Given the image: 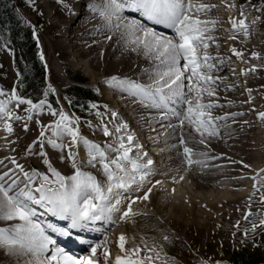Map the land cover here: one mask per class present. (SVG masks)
Listing matches in <instances>:
<instances>
[{"label": "snow or ice", "instance_id": "1", "mask_svg": "<svg viewBox=\"0 0 264 264\" xmlns=\"http://www.w3.org/2000/svg\"><path fill=\"white\" fill-rule=\"evenodd\" d=\"M227 6L236 7L234 0ZM89 7L93 12L99 13L103 23L97 29L108 33L106 40L117 35V43L125 49L140 53L153 61L150 68L144 69L151 73L149 83L118 75L106 78L105 82L133 97L134 102L156 109L157 123L165 132L171 130V134L175 136L179 129L178 142L172 148L182 149V163L189 166L202 163L194 159L195 156L216 159L208 156L207 151H197L195 147L189 146L204 145L207 148L208 138L220 134L217 122L230 115H239H212V109L220 106L211 97L216 96L215 88L221 78L211 73L223 62L208 51L211 44L217 43L216 37L211 35L217 26V20L207 15L216 6L200 0H101L100 3L89 4ZM244 8L245 5H240L239 17L230 16L229 21L233 32L243 33L244 37H248L250 25ZM256 10L260 11L261 8ZM125 12L135 15L126 16ZM258 19L259 17H255L252 23ZM157 25L170 30L171 34L158 31L155 27ZM229 38L236 39L237 36ZM231 51L235 56L242 57L241 50L233 47ZM251 56L258 58L259 53L253 51ZM41 59L43 60V53ZM255 68L256 65H253L252 70ZM50 93H55L51 84L44 90L43 98L34 102L20 95L16 88L11 89L7 95L0 89V96L4 97L0 99V121H3L8 133L13 132L10 121L30 120L33 113L45 109L58 117L54 122L42 126L37 140L28 145V153L31 155L33 145L39 141L40 151L36 155L42 157L47 172H40L36 168L25 171L24 166L14 158L11 162L19 170V174L11 168L0 172V221L11 222L0 226V249L7 256L14 257L15 264H169L171 258L163 251L162 246L157 247L153 243L149 247L145 244L144 254L141 255L139 245L125 247L126 237L123 233L119 236L122 254H117L114 261L109 259L106 230L104 240L99 243L76 237L81 244L88 245L86 255L70 254L65 246L57 242V237H72L73 230L101 232V228L96 227L97 223H116L114 217L117 214L121 221L141 215L133 210V204L148 200L153 187L162 185L163 181L153 182L152 177L156 175L153 159L144 151L135 133L116 111L110 112L112 120L118 121L111 129L108 123L102 122L99 125L104 136L112 137V142L106 141L102 147L81 135L78 117L70 116L62 108L58 110L52 107L48 100ZM13 104L15 107H10ZM23 104L28 107L24 109L26 116L21 117L16 109ZM91 107L96 108L97 116L103 118L104 114L100 113L96 104H91ZM104 107L107 109L108 106ZM257 115L264 121V111ZM186 125L198 134V139L192 132H187ZM23 126L25 130L28 129L27 123ZM47 130L52 135L46 137ZM66 136L71 143L64 142ZM45 142L61 151L62 161L65 159L63 152L67 149V158L74 169L71 175L65 176L53 166L48 153L44 151ZM81 144L86 152L87 165L95 168L98 164L103 180L84 171L81 167L83 161L77 162L78 152L72 151V148ZM110 152L114 155H109ZM260 171L264 172V169ZM183 178L181 175L180 179ZM172 180L175 182L174 176ZM172 191L175 192V189ZM140 192L143 194L133 195ZM260 199L264 202V194ZM125 202L127 207L122 209ZM249 214L251 213L245 215L246 219ZM48 215L55 217L56 221L42 218ZM259 225L264 226V219H260ZM257 227V224H252L253 231ZM247 234L246 229L245 235ZM163 239L167 240L168 237L164 236ZM100 248L104 250L98 256ZM201 264H208V261L202 260ZM215 264L222 262L216 261Z\"/></svg>", "mask_w": 264, "mask_h": 264}, {"label": "bare ground", "instance_id": "2", "mask_svg": "<svg viewBox=\"0 0 264 264\" xmlns=\"http://www.w3.org/2000/svg\"><path fill=\"white\" fill-rule=\"evenodd\" d=\"M35 1L37 7L36 10L39 16L38 18L42 22L40 33L45 35L48 40V43L46 42L44 44V49H46L48 59H57L58 62L64 66L65 63L63 61L67 58H70L67 59V61H70L72 65L74 62L71 60V57L79 58L80 61L83 62L82 65L80 62L79 63L85 68V70L83 68L82 69L85 71L86 77L88 79L97 78V81L95 80L92 84H100L101 86L104 85L106 87L105 89L110 90L116 95L128 96V103L131 106L129 105L130 107L128 108L127 104L126 107L127 110L134 116H127L128 114H126V119L125 112H117L116 108L120 107L122 110V107L114 99V95H112L110 91L107 92V90H104V87H101V90H103L101 92L104 95L105 102L99 111L104 114L103 118L101 116H97L96 111L95 116L92 117V119L94 118L95 120L94 125L96 128L92 127L91 132H85L84 137L99 143L102 147L106 141L111 143L112 137L104 136L102 128L99 127V125H101L102 122L108 123V126L111 129L113 124L118 122L113 121L110 116V112L114 110L119 114L120 118L127 122L130 128H135L134 123L135 125H140L143 129V134L138 135L136 134V131H134V133L137 141L142 144L146 150L149 144L155 146L162 145L164 142L166 144V141L169 143L168 148L164 146L166 148L164 149V153L159 152V155H152L156 169V175L152 177V180L153 182L155 180H162L163 184L153 187V191L149 193L148 200H141L133 204V210L137 212L140 211L141 215H138V217L135 216L131 220L121 221L118 219L119 214H117V216L114 217V219H116V223L109 225L123 226L126 230L125 234L128 235L134 233L135 236H137V234L147 237H155L156 235L159 236V228L156 227V222L159 220H151L155 218L152 213L153 211H156L160 218L164 219H171L174 214V209H178L180 212H178L179 214L185 212V207H182L181 205V200L183 199L180 194L182 192L179 190L181 188L178 189L177 186H173L171 188L167 185L164 177L172 179L174 176L175 181H179V178L182 175L186 183L189 180L194 189L200 190L205 187H219L220 185L228 184V186L231 187V190H229V192L227 191L226 194L231 196V202L235 201L238 203L239 200L242 201L243 199L248 202L251 201L252 203L253 201L262 202L260 197L264 194V192H261L260 190L264 187L262 186L264 185L262 182L263 180H261V178H264V172H261L260 170L264 169V121H262L257 114L260 111H264L263 40H259L258 43H250V38H255H252V34H249L248 37H244L243 33L233 32L230 25V27H220L218 22H220V18H223L224 16L221 17L220 15L222 14L219 15L217 10L219 9V6L216 4L218 3L217 0H200V2L210 3L216 6L207 14L208 17L215 18L217 20V26L211 33V35L216 37L217 43L211 44L208 51L213 57H219L223 61L218 64L217 68L211 73L213 76L221 78L220 81L217 82L215 88L217 93L216 96L211 97V99L218 101V105L220 106L212 109V115L223 116L225 113H239V115H230L227 119L217 122L220 125V134L218 136L208 138L207 148H205L204 145H189L195 147L197 151H207L208 156L210 157H216V159H206L205 157L195 156L194 159L200 160L202 163H195L189 166L182 163V149L179 147L172 148V145L177 144L178 142L179 129H177V135L175 136L171 134V130H168L162 138H159L162 134L158 133V135H156V132L154 131L158 129H160L162 133L165 131L161 128L160 124L157 123V110L147 108L138 101L134 102L133 97L119 91L115 87L109 86L105 82L106 78L112 75H118L120 77L132 78L141 83H149V76L151 73L145 72L144 69L150 68L153 61H150L140 53H134L125 49L122 45L117 43V35H113L111 40L105 39V36H107L108 33L102 29H97V26L102 24L103 21L101 20L99 13L93 12L89 7V4L100 3L101 0ZM222 11L223 10H221V12ZM239 12V9H233L230 15H232V17H239ZM125 15L128 16L129 14L125 12ZM248 23L250 25L249 29H251L252 23ZM155 27L158 31H165L168 34H171L170 30H163V28L159 25ZM227 34L229 37L236 35L237 38L230 39L229 37H224ZM226 45H229L230 49L235 47L237 50H241L242 57H238V60L235 59L233 54L231 55L228 52L229 48H227ZM253 51L259 53L258 58L251 56ZM234 60H237V63L234 62ZM253 65H256L254 71L252 70ZM52 77L59 85H62V82H64L55 71L52 73ZM10 79L12 80L11 77ZM3 98V96H0V99ZM117 99L119 98L117 97ZM105 105L108 106L107 109L104 107ZM10 107H15V105H10ZM24 109L25 108L21 105L18 109H16L17 114L21 117L26 116ZM42 118L47 117L44 114L42 115L41 113L36 112L33 113L32 119L30 120H12L10 121L13 126L12 133H8L3 126V121H0V172L7 171L11 168L14 172L19 174V170L16 169L15 165L11 162L13 158L17 163L24 166L25 171H28L30 168H36L40 172H47V166L43 163L42 157L36 155V153L40 151L39 141L33 145V154L30 155L28 153V145L37 140V137H39L42 130V126L50 124L40 120ZM37 121H39V123H37ZM165 122L167 123V121ZM24 123L28 124L27 130H25L23 126ZM173 123H175V121H173ZM185 127L187 132H192L197 136V139L199 138L198 134H195L191 127H188L187 125ZM50 135H52L51 131L47 130L46 137ZM146 138H148L147 140H150L149 143L146 141ZM64 142L68 144L71 141H68L65 137ZM78 149L79 152L76 158L78 163H81L82 161L84 162L81 163L83 170L91 172L98 179L103 180L104 177L100 171L99 165L97 164L95 168L87 165L85 150H83V148ZM44 151L48 153V157L50 158L53 166L56 167L63 175L69 176L73 173L74 169L71 167V163L67 158V149L63 152V155L65 156L63 161L60 160V156L62 154L61 151L53 148L46 142ZM165 151H167V153ZM82 155H85V158H83ZM110 155L114 154L110 152ZM159 159L162 160H160L161 163L164 162L165 168L159 166ZM248 164L253 166V168L250 169L252 173L247 171ZM245 165H247V167H245ZM180 167H187L189 170L187 173L183 170L181 172L179 170ZM167 171L173 172V174L170 173L168 174L169 176L164 175L165 172L167 174ZM254 177L256 179H253ZM23 179L24 178L21 175V180ZM182 182L183 181H181V183ZM240 184H243L242 188L238 187ZM254 184L256 185L255 188L253 187ZM182 185L183 184H181V186ZM166 186L168 188H166ZM173 188L175 189V192L172 191ZM177 190H179L180 193L177 192ZM142 194V192L133 193V195ZM225 202H227V200ZM252 203L250 204L252 205ZM121 207L122 209L126 208L127 203L125 202ZM194 208L195 205H193L190 209V213H192L193 210L195 211ZM47 219L56 221V218L47 217ZM128 221L133 222L136 229L129 226ZM58 222L62 223L60 221ZM7 223L11 222L0 221V226ZM99 224L100 222L97 223V226ZM108 229L101 228V232L89 231L87 233L90 235L94 233V238H92L91 242L99 243L104 240V231L106 230L107 248L110 253H112V251L115 253L114 256H109V259L114 261L115 256L122 253L118 245L119 243H115V238L118 234H114L113 231L110 233L108 232ZM160 238V240H162L163 235H160ZM133 239H135V241H133L134 244L126 242V248H133L136 245H139L141 248L144 247L145 244H143L141 240L137 241L138 239ZM82 249L81 255H86L88 245L84 246ZM103 250V248L98 249V256L103 252ZM143 254L144 252L142 251L141 255ZM100 259L102 261V256ZM0 264H15V258L7 256L4 250L0 249Z\"/></svg>", "mask_w": 264, "mask_h": 264}, {"label": "rangeland", "instance_id": "3", "mask_svg": "<svg viewBox=\"0 0 264 264\" xmlns=\"http://www.w3.org/2000/svg\"><path fill=\"white\" fill-rule=\"evenodd\" d=\"M13 2L16 3L14 0ZM23 2H25L26 4L25 7L19 8L18 11L20 13V16L24 18L25 21L28 22L32 27L34 38H35V43L39 50L40 58H41V53H43V60L41 59V61L43 63L44 70H45V79H46L47 86L51 84L52 87L55 89V93L53 94H54V98H55V102L57 106L56 108L58 110L62 108L70 116L78 117L79 118V131L81 135L84 136L85 132H91L92 127L96 128V126L94 125L95 120L94 118L92 119V117L95 116V112L97 111V109L92 108L90 106L89 111L87 112L86 115H79L78 112H76L75 110H72L69 107V103L71 100L69 97H66L63 94V91L66 88H68L70 85L79 84L83 87H89L92 90H94L96 94L98 95L99 102L96 103V105L98 109H100L104 105L103 103L105 102L104 95L101 92L103 91L101 90L102 89L101 87H104V90H107V89H105L106 87L104 85L101 86L100 84L98 85L92 84L94 83L95 80L97 81V78L88 79L86 77L85 71H84L85 68L81 66L83 62L80 61L79 58L71 57V60H73L74 62L73 65L70 61H67V59H70V58H67L65 61H63L65 63V64L63 63L64 66H62L58 62L57 59H52V60L48 59L46 49H44V44L46 42L48 43V40L45 35L40 33V27L42 25L41 24L42 22L38 18L39 16L36 10L37 8L36 1L35 0H23ZM217 2L218 3L216 4H218L219 6V9H217L219 12V15L222 14L220 16L221 17L224 16L223 18H220L221 20L220 22H218L220 27H226L229 25L231 26V23L229 21V17L232 16L230 15L231 11L233 9L240 10V5H245L244 11L246 13L248 22L252 23L255 17H259V19L256 20L255 23H252V28L249 29V34H252L253 36L252 38L255 37L254 39L250 38V43H256V42L258 43L259 40L264 41V8H262V5H264V0H234L236 7H233V8H229L227 6L233 3V0H217ZM250 5H255L256 7L253 8ZM257 8H261V10L257 11L256 10ZM221 10L223 11L221 12ZM224 37L228 38L229 36L227 34ZM263 41L262 43L264 44ZM226 47L229 48L228 52L232 55L233 53L232 51H230L231 49L229 45H226ZM233 57H235V59L238 60V57L234 56V54H233ZM237 60H234V62L237 63ZM79 62L81 63V65ZM54 71L64 81L62 82V85H59L53 79L52 73ZM69 72L78 74L82 78L83 82L79 83L77 81H74L70 77ZM10 77L12 78V80L10 79ZM16 80H17V72L13 65L12 51L10 49L0 51V89L4 90L5 95L9 94L11 89L16 88ZM90 81H91V84H90ZM108 91L110 90H107V92ZM111 94L114 95V99L122 107V110L120 109V107L116 108L117 112H121V111L125 112V118H126V114H128L127 116L130 115L133 117L134 115H132V113H130L127 110V107L129 108L131 106L128 103V99H127L128 96L116 95L113 92H111ZM117 97L119 99H117ZM124 97L127 102L124 100ZM120 98L121 99L123 98V99L121 100ZM48 100H49V96H48ZM22 106L25 109L28 107L26 104H23ZM38 113H41L42 115L43 114L46 115L47 118H42L40 120H43L44 122H47V123H52L58 118L57 116H53L47 109H45L42 112H38ZM88 122H91V123L89 124ZM164 124L165 126L167 125L166 122ZM134 127H135L134 129L133 127L131 128L129 127L130 130L132 129L131 130L132 132L136 131V134L138 135L143 134V129L140 127L139 124L135 125L134 123ZM154 132H156L155 133L156 135H158V133L162 134L161 136H159V138H162V136L166 134V132L164 131H163L164 133H162L160 129ZM66 139L70 141V138L67 136H66ZM147 139L148 138H146V141H148L149 143L150 140H147ZM167 142L168 141H166V144L164 142L162 145H155L158 147H155L149 144L147 146V150L146 148H144V151L146 152L148 151L147 152L148 156L150 157V154H151V158H152V155H159L160 153H164V149L169 147V143ZM152 146L155 149H153ZM164 146H166V148ZM73 148H72V151L74 152H79L78 148H81V149L83 148V150H85L82 144L79 147L75 146ZM151 149L156 150V151H152ZM165 152L167 153V151ZM82 157L85 158V155H82ZM160 160L161 159H159V161ZM161 161L159 163V166H162L163 168H165L164 162L161 163ZM248 168H247V171L249 173H252L250 169H252L253 166L251 164L250 165L248 164ZM179 170L181 172L183 170L185 173H187L189 169L187 167H180ZM170 173L173 174V172L167 171V174L165 172L164 175H168ZM164 178H165L164 180L166 181L167 185L170 186L171 188L173 186H177L178 189L181 188L179 190L182 193H180L179 190H177V192H179L181 196L183 197V199L181 200V205L182 207L183 206L185 207V212H183L182 214H179L180 213L179 210L174 209L173 210L174 214L172 213L173 214L172 218L164 219V218H160V216L158 215V213H156V211L155 212L153 211L152 213L154 214L155 218L151 220H154V221L159 220L156 222L157 224L156 227L159 228V236L156 235L155 237L154 236L147 237L144 235H142L143 236L142 237L139 234L135 236L134 233H132L131 235H128V234H125L126 230L123 228V226L110 225L111 227L109 226L108 232L112 233L111 231H113L114 234L116 233L118 234L116 238L114 237L116 239L115 243L117 244L119 243L118 238L120 236L119 234L121 233H124L126 237V242H130L131 244H134L133 241H135V239L133 238L138 239L137 241L141 240L143 244H147L149 247H151L153 243H155L157 247L162 246L163 251L167 253L169 258H171L169 260V264H201L202 260L208 261V264H215L216 261H221L222 264H228L227 253L232 249L244 248V249H247L249 251H254V252L260 251L261 249L260 239L264 235V226H260L259 221L260 219H264V202L253 201L252 203L251 201H249L250 203H252V205L248 201H245L244 199L242 201L239 200L238 203H236L234 200H233L234 202H231L230 201L232 199L231 196L226 194L227 191L229 192V190H231V187L228 186V184H223V185H220L219 187H216V186L205 187V188H201L202 190H200V189H194L189 180L186 183L184 179L181 180L180 178H179V181H175V182L169 177H164ZM261 180H263L262 182L264 183V178L263 179L261 178ZM181 181L183 182L181 183ZM181 184H183L182 185L183 187L181 186ZM242 186L243 184L238 185L239 188H242ZM166 188L168 187L166 186ZM262 188L263 189H261L260 191L264 192V187ZM195 199L198 201H196ZM226 200L227 202H225ZM193 205H195V208H194L195 211L193 210V212L190 213V209L192 208ZM249 212L251 214H249L246 219L245 215ZM253 223L258 225V227L254 231L252 230ZM132 224L133 222H129V226L136 229L135 225L134 224L132 225ZM246 229L248 230L247 235H245ZM160 235H163V237L167 236L168 239L164 240L162 238V240H160L161 239ZM141 249L143 251L144 247ZM114 254H115L114 251H112V253H110V256L111 255L114 256ZM111 258H114V257H111Z\"/></svg>", "mask_w": 264, "mask_h": 264}, {"label": "trees", "instance_id": "4", "mask_svg": "<svg viewBox=\"0 0 264 264\" xmlns=\"http://www.w3.org/2000/svg\"><path fill=\"white\" fill-rule=\"evenodd\" d=\"M0 0V51L10 49L13 55V65L17 72L16 88L18 93L33 101L42 99L47 87L45 70L35 43L31 25L20 16L19 8L25 7L23 0ZM70 77L79 83L82 78L69 72ZM70 98V107L86 115L91 104L99 102L94 90L79 84L70 85L63 91ZM50 104L56 106L54 94H49ZM55 105V106H54ZM259 252L244 248L232 249L227 253L228 264H264V235L260 239Z\"/></svg>", "mask_w": 264, "mask_h": 264}]
</instances>
